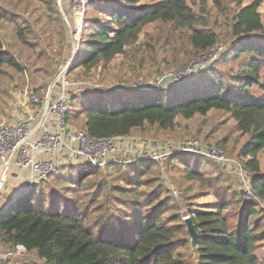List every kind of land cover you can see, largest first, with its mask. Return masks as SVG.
<instances>
[{
	"label": "trees",
	"instance_id": "trees-1",
	"mask_svg": "<svg viewBox=\"0 0 264 264\" xmlns=\"http://www.w3.org/2000/svg\"><path fill=\"white\" fill-rule=\"evenodd\" d=\"M34 1L50 5L49 0ZM140 1L104 0V5H97L94 0H87L77 54L65 76L75 69L90 72L108 63L123 54L125 47L137 40L145 26L154 23L173 24L190 31L189 43L197 55L216 46V34L206 29V21L192 11L186 0H148L150 5L135 7ZM190 1L201 4L211 1L219 7L224 0ZM261 3L262 0H253L242 6L241 0H236L237 11L230 26L233 40L216 59V62L236 63L235 72L226 81L214 74L212 67L207 72L196 73L192 81L164 92L104 93L86 89L79 96L67 99L65 120L73 115L70 111L76 103V113L82 117L80 131L91 139L102 141L128 137L132 131L145 126L171 130L177 117L188 120L197 115L206 116L210 111H224L235 122L238 133L247 138L237 158L241 159L240 167L249 176L247 184L251 193L259 203H264V174L258 161V154L264 151V14L259 12ZM92 10L100 17L92 18ZM4 17L15 24L0 8V20ZM104 18L107 20L102 23ZM72 30L65 31L70 48ZM29 33L28 26L16 27V38L24 45H28L26 35ZM3 67L18 73L25 71L0 39V76ZM168 161L172 167L180 165L189 180H200L201 172L191 166L198 167L199 156L189 163L183 154H174ZM107 167L119 168L111 162ZM77 169V182L80 183L103 168L85 163ZM139 173L134 183L118 188L122 197L135 195L134 186H140L141 181ZM47 179L27 188L25 194L0 209V241L12 250L22 246L26 252H35L46 264H185L179 252V247L189 246L187 239L180 238L186 231L183 217L173 214L163 218L160 209L165 203L152 204V197L146 202L117 198L119 207L124 208L122 216L101 215L90 222L93 198L80 208L65 202L67 198L61 201L58 192L47 197L44 191ZM219 181L215 176L213 185ZM214 196L218 201L213 210L187 209V217L197 232L193 249L195 264H264V230L260 231L256 217L259 204L245 201V191L216 192ZM228 199L238 207L236 214H229L236 221L234 226L224 214L231 206ZM167 203L170 204L168 209L173 207V201ZM0 264L8 262L0 260Z\"/></svg>",
	"mask_w": 264,
	"mask_h": 264
},
{
	"label": "rangeland",
	"instance_id": "rangeland-1",
	"mask_svg": "<svg viewBox=\"0 0 264 264\" xmlns=\"http://www.w3.org/2000/svg\"><path fill=\"white\" fill-rule=\"evenodd\" d=\"M80 1L49 0L51 7L49 9L48 5L34 0H0V8L4 15L15 22L13 24L5 17L0 20V39L5 48L12 52L25 68L23 73H18L3 67L0 76V124L14 123L21 118H27L28 115H37L34 124L39 123L46 107L50 86L62 70L67 66L70 68L75 60L72 61L73 50L65 31L69 33L72 28L74 32ZM103 1L94 0L97 5H104ZM186 2L198 17L206 21V29L216 34L217 44L213 49L197 55L189 43L190 31L173 24L147 25L137 40L125 47L123 54L115 56L108 63L90 72H85L81 68L71 71L68 77L64 76L67 82L64 89L61 83L56 82L50 92L49 109L62 90L66 99L79 96L86 89L101 90L104 93L139 90L164 92L166 89H174L192 81L198 73L207 72L212 67H214L212 72L226 81V78L235 72L236 63L231 61L221 63L216 62V59L223 48H228L233 40L230 26L232 16L237 11L236 0H224L219 7L213 5L211 1L205 4L190 0ZM252 2L253 0H241L242 6ZM150 4L148 0H141L135 7ZM259 12L264 14V0ZM84 14L85 8L83 17ZM90 16L100 17L96 10H92ZM106 20L104 18L102 23ZM262 21L264 25V16ZM17 26L29 27L31 33L26 35L28 45L17 40L15 35ZM74 46L76 55L78 45L74 43ZM193 65L198 70L197 74L188 73ZM31 94L39 104L35 105L29 101ZM76 108L77 104L74 103L70 111L73 115L68 121L65 120L66 112L64 113L63 124L65 128L80 131L82 117L80 113H76ZM246 139L238 133L235 122L224 111H210L206 116L197 115L188 120L177 117L171 130L145 126L132 131L128 137L111 140L114 150L109 151L105 159L107 163L111 162L119 168H105V164L101 167L102 170L85 177L80 183L77 182V167L85 164V160L83 158L71 160L61 155L55 170L58 172L56 175L51 173L48 182L44 184V191L47 197L54 191L58 192L63 198L61 201L67 198L65 202L80 208H84L88 199L93 198L94 202L89 211L90 222L101 215L122 216L124 208L119 207L117 198L146 202L152 197V204L165 203L166 206L160 209L163 218H169L173 214L186 218L188 208L213 210L218 201L214 196L216 192L221 194L226 191L227 194H231L244 191L249 176L239 168L242 163L237 154ZM62 140L70 142L65 133ZM188 143L195 144L199 154L185 152L184 148ZM174 154H183L189 163L194 161L195 156H199L198 167L191 164L194 170L201 172L199 181L189 180L180 165L172 167L169 164L168 157ZM258 161L261 173L264 174V151L258 154ZM127 164L131 166L121 168ZM136 173L141 174V181L140 186H134L135 195L122 197L117 192L118 188H127L129 184L134 183ZM215 176L220 181L213 185ZM244 199L259 204L256 217L260 222V231H263L264 203H259L253 194H247ZM170 200L174 204L168 209L170 204L167 202ZM227 202L231 206L224 214L234 226L236 221L234 217H229V214H236L238 207L233 206L229 199ZM180 238H185L189 242L187 248L179 247L185 264H195L187 232L181 234ZM11 251H13L11 247L0 241V260L3 262L46 264L35 252L23 251L21 254L6 257L5 254ZM260 255L257 253V256Z\"/></svg>",
	"mask_w": 264,
	"mask_h": 264
},
{
	"label": "built area",
	"instance_id": "built-area-1",
	"mask_svg": "<svg viewBox=\"0 0 264 264\" xmlns=\"http://www.w3.org/2000/svg\"><path fill=\"white\" fill-rule=\"evenodd\" d=\"M86 3V0H81L80 5L78 4L79 7L77 6L78 19L76 28L72 32L73 44L78 45L80 40L81 23ZM194 72L196 73L198 70L193 65L192 68H189L188 73ZM64 76L62 75L57 80L63 89L67 85ZM29 101L35 105L39 104V101L32 94L29 95ZM66 110L67 99L62 90L52 107L49 109V103L46 106V113L42 115L41 124H34L37 115H28L27 118H21L10 124H0V168L3 170L9 155H11L9 168L13 166L28 170L30 173L28 188H32L39 182L46 180L57 169L61 155L67 156L71 160L83 158L93 168H101L107 164L105 159L107 153L114 150L111 140L97 141L87 137L81 131L65 128L63 115ZM64 133L69 137V143L62 140ZM184 151L199 154L195 144L191 143L186 144ZM239 168L241 169L240 166ZM244 191L246 195L252 194L248 184L245 185ZM23 251L25 249L22 246H16L13 251L7 252L5 256L12 257L21 254Z\"/></svg>",
	"mask_w": 264,
	"mask_h": 264
},
{
	"label": "crops",
	"instance_id": "crops-1",
	"mask_svg": "<svg viewBox=\"0 0 264 264\" xmlns=\"http://www.w3.org/2000/svg\"><path fill=\"white\" fill-rule=\"evenodd\" d=\"M3 170L0 168V180ZM30 180V173L28 170L10 167L4 186L0 190V209H5L9 203L14 199L19 198L25 194L26 188ZM4 188V190H3Z\"/></svg>",
	"mask_w": 264,
	"mask_h": 264
},
{
	"label": "water",
	"instance_id": "water-1",
	"mask_svg": "<svg viewBox=\"0 0 264 264\" xmlns=\"http://www.w3.org/2000/svg\"><path fill=\"white\" fill-rule=\"evenodd\" d=\"M72 50H73V58H72V61H73V59H75V57H76V55H75V46H74L73 43H72ZM68 68H69V66H67L66 68H64V70H62V72L59 74V76L54 81V83L50 86L49 93H48V95L46 97L45 106H47L48 103H49L51 89L53 88V86L55 85V83L57 82V80L59 79V77H61L62 75H65V73L67 72ZM43 113L44 114L46 113V107H45V110H44ZM42 120H43V117L41 118L39 124L42 123ZM10 160H11V155H9V157H8V159L6 161V164H5L4 168H3V172H2V176H1V180H0V190H1V188L3 187V185L5 183L6 175H7L8 169H9ZM183 225L185 226L186 232H187V234L189 236L191 248L194 249L195 248V245H196V240H197V232H196V229H195L192 221L189 219V217L183 218Z\"/></svg>",
	"mask_w": 264,
	"mask_h": 264
}]
</instances>
